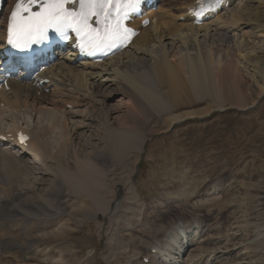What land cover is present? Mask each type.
I'll use <instances>...</instances> for the list:
<instances>
[{
  "label": "bare ground",
  "instance_id": "1",
  "mask_svg": "<svg viewBox=\"0 0 264 264\" xmlns=\"http://www.w3.org/2000/svg\"><path fill=\"white\" fill-rule=\"evenodd\" d=\"M193 1L182 0L174 10L179 11L176 16L171 13L170 3L169 11L164 0L160 1L162 6L152 14V23L141 30L124 52L102 64L74 62L72 54L58 55L43 71L44 77L55 83L47 93L46 87L9 80L10 91L0 92V103L11 113L38 118L45 113L52 117L60 113L66 117L70 115L66 114L68 106L85 112L76 116L81 122L75 124L69 144L64 139L56 154L49 152L43 137L51 136L55 126L61 127L65 135L68 131L65 118L25 129L31 143L28 152H18V158L13 157L12 143L0 147V252L11 250L28 256L33 251L29 248L40 243L37 232L43 223L58 219L68 222L67 216L72 212L70 206L65 210L64 191L79 201L78 214L102 213L100 217L108 212L111 221L112 215L117 216L119 204H126L118 197V202L114 201V192L109 193L106 170L123 168L131 175L133 166L139 163L146 133L139 130L142 120L137 111L146 114L155 125L169 129L206 115L212 108L223 111L226 104L246 106L247 96L239 91L244 74L258 86L259 95L264 93V29L258 27L259 31L251 37L243 27L242 32L237 28L247 13L255 11L252 1L230 0L228 9L198 28L187 17V6ZM12 2L7 0L5 13ZM254 21L264 26V13L258 12ZM244 34L249 38L244 39ZM118 94L127 100L115 109L109 102ZM203 100L207 103L205 108L190 110ZM31 158L35 161L29 163ZM29 164L42 167L35 179L29 178ZM152 227L161 231L162 226L152 225L149 229V235H159L160 231L150 232ZM174 230L185 233L178 227ZM163 232L169 238L167 231ZM58 234L56 231L50 235L62 240L69 237Z\"/></svg>",
  "mask_w": 264,
  "mask_h": 264
},
{
  "label": "rangeland",
  "instance_id": "2",
  "mask_svg": "<svg viewBox=\"0 0 264 264\" xmlns=\"http://www.w3.org/2000/svg\"><path fill=\"white\" fill-rule=\"evenodd\" d=\"M181 1L164 0V3L167 10L171 4V13L176 16L179 11L174 10ZM251 1L255 11L247 13L237 28L242 32L243 27V31L254 37L258 27L264 29L260 21H254L258 12L264 13V0ZM248 35L244 34L243 38L248 39ZM241 79L243 87L239 91L248 101L243 108L226 104L223 111L212 108L206 115L169 129L155 125L146 114L137 111L142 120L139 130L146 133L139 163L133 166L131 175L123 168L106 170L109 193L114 192V201L118 202V197L126 204H119L117 216L112 215L111 221L108 212L100 217L102 213L94 216L78 214L79 201L64 191L61 201L65 210L70 206L68 209L72 212L67 216L68 222L58 219L50 224L43 223L37 232L40 243L29 248L33 251L28 256L8 251L7 258L2 255V262L264 264V93L259 95L258 86L247 75ZM126 100L120 94L115 95L109 106L119 109L118 105ZM206 105L203 100L190 110L199 111ZM80 112L84 114L85 109L67 107L66 114L70 115L66 117L60 113L56 117L45 113L40 118L9 112L0 119V129H31L36 124L47 125L65 118L67 136L59 126L52 127L51 132L55 133L51 136L47 134L51 138L42 135L48 142L49 152L56 154L60 143L69 144L75 124L81 122V118L76 117ZM34 161L31 158L28 162ZM29 166V178L35 179L42 167ZM152 225L162 226L161 231L155 227L150 231H160L159 235H149ZM177 226L185 233L178 230L165 239L163 231ZM258 227L261 229L256 231ZM56 231L58 235L68 234L69 237L65 240L58 239L57 234L51 237L50 234ZM48 234L54 240L48 241ZM156 245L158 249L150 248ZM150 250L155 254L149 253ZM142 257H147L149 262L143 263Z\"/></svg>",
  "mask_w": 264,
  "mask_h": 264
},
{
  "label": "snow or ice",
  "instance_id": "3",
  "mask_svg": "<svg viewBox=\"0 0 264 264\" xmlns=\"http://www.w3.org/2000/svg\"><path fill=\"white\" fill-rule=\"evenodd\" d=\"M76 2L16 0L8 19L7 42L25 49L47 39L50 29L65 37L70 29L76 33L81 51L95 55L119 47L134 34L125 21L141 0H79L78 10L67 7ZM34 7L39 11H33ZM24 139L21 136L22 142Z\"/></svg>",
  "mask_w": 264,
  "mask_h": 264
}]
</instances>
